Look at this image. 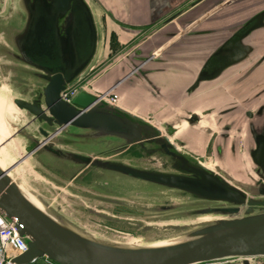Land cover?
I'll use <instances>...</instances> for the list:
<instances>
[{
	"label": "water",
	"instance_id": "obj_1",
	"mask_svg": "<svg viewBox=\"0 0 264 264\" xmlns=\"http://www.w3.org/2000/svg\"><path fill=\"white\" fill-rule=\"evenodd\" d=\"M2 5L17 15L8 20L0 14V66L7 79L17 76L31 87L29 98L17 94L13 102L36 126L35 135L15 128L29 150L7 171L0 168V212L26 246L15 264L264 257V0H190L126 53L119 76L104 90L116 104L85 90L60 99L98 55L100 27L87 0ZM123 94L166 104L169 111L158 124L148 122L122 107ZM212 134L213 162L203 165L204 153L193 141L204 143ZM240 137L249 170L231 164ZM35 153L69 182L103 195L100 203L147 211L156 221H188L131 223L97 205L86 211L102 222L175 234L146 244L98 236L9 175ZM135 193L164 202L135 207L128 202Z\"/></svg>",
	"mask_w": 264,
	"mask_h": 264
},
{
	"label": "rangeland",
	"instance_id": "obj_2",
	"mask_svg": "<svg viewBox=\"0 0 264 264\" xmlns=\"http://www.w3.org/2000/svg\"><path fill=\"white\" fill-rule=\"evenodd\" d=\"M87 1L91 5L100 27L101 41L95 61L79 82L73 85V89L74 92L85 90L101 97L103 93L105 94L104 90L111 86L114 78L119 76L118 69L121 61L125 58L126 53L137 44L140 39L132 41L134 43L131 42V44H129L131 38L119 40L117 35L118 30L116 32H113L114 30H108L106 23L109 20L104 10L99 7L98 0ZM6 7L7 5L3 6V12H0L1 16H6L4 14L6 12ZM111 20L115 21L114 19ZM123 26L125 27L128 25ZM14 78L11 76L7 79L5 72L0 66V167H6L13 161H16L17 159L20 160L21 156L25 155L29 150L28 142L24 137L19 135L15 136V134L12 136L15 128H18L19 126L20 122H18V119L21 118L22 115L12 106L11 99L15 96L4 85L5 83H8L15 94L26 98H29L31 94L27 93V90L31 87H23L18 81V77L15 76ZM24 79L27 80L29 85L32 84L31 80H28L27 78ZM113 96V94L106 95V98L109 100ZM121 98L123 103L122 107L124 109L137 113L151 123L158 124V121L163 117L162 115L169 111V107L166 104L153 103L148 100L141 101L126 94L121 95ZM12 125L14 126L12 127ZM20 128H26L25 130L27 133L35 135L36 126L33 124L22 125ZM198 142L199 141L195 142L194 140L193 147H196L199 151L206 154L204 157L207 158L205 161L207 163L206 165H208L211 163V160H213L211 155L212 140H207L204 143L200 142L199 144ZM241 144L242 145L238 144L237 146V152L240 154V157L238 164L234 165V167L238 166L240 169L249 170V159L244 151L243 143ZM208 158H211V160L209 161ZM22 162L16 169L10 171V174L13 177L18 179L22 178L23 182L29 186L40 199L51 205L54 209H59L60 213L68 219L83 226L87 230L94 232L98 236L120 241L123 239H129L139 244H146L171 238L175 236V234L162 231L160 228H155L150 232H142L141 230L122 228L107 222H102L95 216L89 215L86 211V208L97 205L104 207L110 215L115 214L114 211L119 208L126 210L124 212L127 213V215L125 214L123 216L132 220L131 223L142 222V224L160 226L171 222L182 223L188 221V219L178 217V219L173 221L158 219L157 222L152 218L154 215L150 212L100 203L97 201V198L103 195L94 192L92 189L82 188L74 182H69L57 173L53 164L45 162L38 153L31 155ZM160 199L161 198H158V195L148 196L141 193H135V195L129 198L128 202L135 203V207L141 208L146 204H162L164 201H161ZM163 216L166 218L167 215ZM202 220L209 219L202 218Z\"/></svg>",
	"mask_w": 264,
	"mask_h": 264
},
{
	"label": "crops",
	"instance_id": "obj_3",
	"mask_svg": "<svg viewBox=\"0 0 264 264\" xmlns=\"http://www.w3.org/2000/svg\"><path fill=\"white\" fill-rule=\"evenodd\" d=\"M184 1H186V3L179 7L177 9L178 11L190 0H98V4L99 7L104 10L109 20L106 23L108 30H114L113 32L118 30L117 35L119 40H126L129 37L126 33L129 31L122 28L123 25H128L125 27L130 28V26H134V24L138 25L146 22L149 24L147 27L155 24L152 27L154 28L161 22L156 23L158 19L170 13V11L174 10L179 3ZM109 18L114 19L115 21H112ZM152 28H150L149 31ZM217 121H222V118L217 119ZM34 264L49 263L46 261H37Z\"/></svg>",
	"mask_w": 264,
	"mask_h": 264
},
{
	"label": "built area",
	"instance_id": "obj_4",
	"mask_svg": "<svg viewBox=\"0 0 264 264\" xmlns=\"http://www.w3.org/2000/svg\"><path fill=\"white\" fill-rule=\"evenodd\" d=\"M63 98L68 100L76 92L73 86L67 88L63 92ZM117 97L113 96L108 101L116 102ZM26 251V246L22 239L18 236L15 229L5 219V216L0 212V264H15L13 261Z\"/></svg>",
	"mask_w": 264,
	"mask_h": 264
},
{
	"label": "flooded vegetation",
	"instance_id": "obj_5",
	"mask_svg": "<svg viewBox=\"0 0 264 264\" xmlns=\"http://www.w3.org/2000/svg\"><path fill=\"white\" fill-rule=\"evenodd\" d=\"M185 3H186V1L179 3V5L174 10L170 11V13L166 14L165 16H162L160 19H158V21H156V23H158L160 21H163L165 18H167L168 16L172 15L174 12L177 11V9L179 7H181ZM14 13H15L14 16H16L17 15L16 12H14ZM148 25L149 24L144 22V23L138 24V25L134 24V26H130V28H126V27L122 26V28H124L125 30L129 31V32L126 33L127 35H129L128 38H131L129 40L130 43L129 42L128 43L131 44L132 41H134V40L136 41L137 39L138 40L141 39L149 31V29L152 28L155 24L147 27ZM132 43H134V42H132ZM218 119H221V118H218ZM214 137H215V134H212L210 136V138H209V140H212V143H213ZM241 143L242 142H241V137H240L238 144L242 145ZM205 155L206 154H204V156ZM190 156L192 158H194L192 155H190ZM239 156H240V154L238 153V155L236 156L234 161L231 162L232 165H235V164L238 163ZM194 159H196V158H194ZM205 159H207V158L204 157V161L202 162L203 165L207 164ZM208 159H209V161L211 160V158H208ZM212 162H213V160H211V163ZM124 211H126V210H124L122 208H119V209L114 211L115 214H113L112 216L117 218V219L132 221V220L127 219L126 217L123 216L125 214L127 215V213H125ZM208 264H264V257L232 258V259H225V260L215 261V262H211V263H208Z\"/></svg>",
	"mask_w": 264,
	"mask_h": 264
},
{
	"label": "bare ground",
	"instance_id": "obj_6",
	"mask_svg": "<svg viewBox=\"0 0 264 264\" xmlns=\"http://www.w3.org/2000/svg\"><path fill=\"white\" fill-rule=\"evenodd\" d=\"M3 6V5H2ZM3 7L2 8H0V12L2 11L3 12ZM6 13H8L6 16H4L3 18H8V20L9 19H14L15 18V16H14V11H12L11 10V8H9L8 7V5H7V7H6ZM1 87H4V86H1ZM6 87V86H5ZM9 89V88H8ZM13 94H14V98L13 99H11V104H12V106L13 107H15L16 109H17V111H18V113L20 112L21 113V118H19L18 119V122H20L19 123V126H18V128H20L22 125H30V124H32V122L31 121H33V119L31 118V117H29V118H27L28 116L25 114V112L24 111H22V110H19L16 106H15V104H14V100L16 99V98H18V95L17 94H15L11 89H9ZM64 92V91H63ZM63 92H61L60 93V99L61 100H65L64 98H63ZM104 96H106L104 93L101 95V97H104ZM108 100V99H107ZM118 100V99H117ZM117 100H116V102H115V104L117 103ZM27 120H29V122H27ZM31 120V121H30ZM12 126H14V125H12ZM14 135V133L12 134V136ZM24 155H22L21 156V158L23 157ZM18 161V159L16 160V161H13L11 164H9L8 166H6V167H0L2 170H6L7 171V169L12 165V164H14L15 162H17ZM23 163V162H22ZM18 167V166H17ZM16 167V168H17ZM16 168H14V169H16ZM13 170V169H12ZM11 170V171H12ZM9 175H11L10 174V172H9Z\"/></svg>",
	"mask_w": 264,
	"mask_h": 264
},
{
	"label": "trees",
	"instance_id": "obj_7",
	"mask_svg": "<svg viewBox=\"0 0 264 264\" xmlns=\"http://www.w3.org/2000/svg\"><path fill=\"white\" fill-rule=\"evenodd\" d=\"M37 261H44L43 259H38L36 261H34L32 264L36 263Z\"/></svg>",
	"mask_w": 264,
	"mask_h": 264
}]
</instances>
